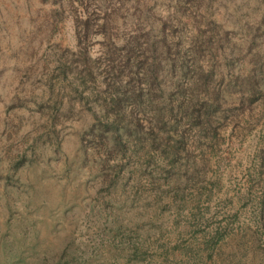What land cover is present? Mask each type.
<instances>
[{"label": "rangeland", "instance_id": "rangeland-1", "mask_svg": "<svg viewBox=\"0 0 264 264\" xmlns=\"http://www.w3.org/2000/svg\"><path fill=\"white\" fill-rule=\"evenodd\" d=\"M31 190L82 264H264V0H0V201Z\"/></svg>", "mask_w": 264, "mask_h": 264}, {"label": "trees", "instance_id": "trees-1", "mask_svg": "<svg viewBox=\"0 0 264 264\" xmlns=\"http://www.w3.org/2000/svg\"><path fill=\"white\" fill-rule=\"evenodd\" d=\"M5 185L1 191L2 197L15 203ZM31 192V195L27 192V201L21 202L23 207L19 215L15 214L17 208L13 203L3 205L0 201V208L5 207L7 210L0 218V264H82L75 255L76 247L68 243L74 231L68 227L67 217L51 218L53 210L47 200L37 198L34 194L38 193L36 190ZM65 193V189L61 188L59 205L66 198H72L71 194ZM76 220L74 218L75 229ZM58 226L63 232L69 233L60 242L56 240L62 237L55 235Z\"/></svg>", "mask_w": 264, "mask_h": 264}]
</instances>
